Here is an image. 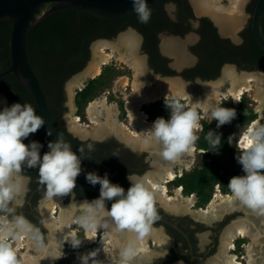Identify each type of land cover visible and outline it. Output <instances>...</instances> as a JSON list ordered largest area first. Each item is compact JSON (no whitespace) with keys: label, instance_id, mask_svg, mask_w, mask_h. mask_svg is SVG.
<instances>
[{"label":"bare ground","instance_id":"bare-ground-1","mask_svg":"<svg viewBox=\"0 0 264 264\" xmlns=\"http://www.w3.org/2000/svg\"><path fill=\"white\" fill-rule=\"evenodd\" d=\"M244 0H228V5L222 4V0H192L197 13L210 15L220 27L222 33H230L238 29L241 23V6ZM172 43L164 40L163 50L172 52ZM138 40L131 34L126 33L114 42H98L93 48V58L90 64L74 81L70 82L68 91L70 98L74 92L80 91L88 79H95L100 75L101 69L111 62L123 65L122 70H129L131 77L126 75L116 76L110 86V93L122 102L125 112V122L118 121V105L116 102H108L107 93L89 100L85 107V118L88 125L82 124L80 119L70 113L67 116V125L70 131L82 137L92 135L102 137L111 132L119 135L132 145L142 149H150L156 152V146L145 148L138 133L149 130L154 120L147 118L142 110L144 106H150L161 100L180 99L183 104L189 105L192 100L203 101L210 94L211 89L226 91L225 96L217 99L231 100L233 104L239 103L245 94L258 103V108L264 104V78L259 75L241 73L237 74L231 67H225L217 81L204 82L197 85H188L176 80H155L147 75L142 58L137 56ZM173 53V52H172ZM176 56V65L186 62L180 54ZM129 87V91H127ZM84 88V87H83ZM4 103L0 99V105ZM120 113V112H119ZM199 127L194 130L197 132ZM257 127L252 121L240 134L237 147L240 152L247 150L245 137L249 129ZM196 149L192 144L189 153L182 155L180 161H164L159 156L154 159V172L146 174L149 186L155 193V201L162 207L174 214H191L194 218L210 223L220 218L224 213L241 209L246 213V219L234 222L226 229L222 238L219 253L211 258L208 264H264V211L253 210L232 199L231 193L214 191L209 202L204 208H195L194 197L182 194L179 186L172 189L173 195L167 194V184L175 180L181 172H189L193 166ZM152 184L155 187H152ZM21 193L11 201L4 203L13 206L19 202ZM84 202L71 203L65 207L59 195L46 196L40 204V210L44 218V225L49 230L48 245L43 246L36 236L35 230L28 224L21 226L16 218L11 216L1 218L0 235H6L5 242L9 244L17 254L20 264H56L65 248L73 247L79 229L83 233V241L71 254L74 255L76 264H84L82 258L87 257L85 264H121V252L125 245L133 248L134 254L127 259L126 264H146L153 257L163 254L170 245L169 240L162 230L151 227V230L142 238L137 239L135 234L127 230L116 232L110 218L107 227H100L98 231L86 229L80 222L85 213ZM237 239H247L244 244V255L236 256L231 250ZM98 240L104 241L103 247L96 253L92 252L91 246ZM72 241V242H71ZM151 243V245H150ZM93 253V256L90 254ZM62 256V255H61ZM243 263H242V262Z\"/></svg>","mask_w":264,"mask_h":264},{"label":"clouds","instance_id":"clouds-1","mask_svg":"<svg viewBox=\"0 0 264 264\" xmlns=\"http://www.w3.org/2000/svg\"><path fill=\"white\" fill-rule=\"evenodd\" d=\"M132 8L140 23L149 21L151 10L146 0H132ZM226 94V91L211 89L203 101L193 103L191 100L189 105H185L175 100L167 104L169 118L158 117L149 130L138 133L145 148L156 146V154L162 160L180 161L183 154L190 152L197 139L194 130L201 120H215L216 127L220 128L235 118V109L224 107L226 100L217 99ZM44 124L43 117L29 103L17 102L0 109V202L14 200L24 190L29 178L20 176L22 165L38 168L39 180L46 186L49 197L71 193L75 188L76 178L82 171L81 158L68 142L58 138L49 141V150L42 156L44 145L39 141L23 142ZM46 135L51 133L46 132ZM207 139L212 145H219L221 134L209 130ZM245 139L247 150L237 157L244 174L230 178L227 186L233 200L250 209L264 211V125L249 129ZM126 178L130 186L125 191L122 186L110 181L108 173L103 176L95 172L85 174L89 184L100 186L99 197L83 203L86 211L80 222L86 229L98 231L100 227H107V220L103 225L101 220L110 218L114 231L127 230L134 233L137 239L151 230L157 219V211L155 193L149 186L148 176L128 173ZM152 187L155 185L152 184ZM106 201H113L110 208H106ZM25 223L23 218L18 220L21 226ZM6 235H0V264H20L14 249L5 242ZM79 244L72 242L73 247ZM133 254L131 243L125 245L121 252V264H126ZM90 255L93 256V253ZM86 258H82L84 264ZM178 264H183V261Z\"/></svg>","mask_w":264,"mask_h":264},{"label":"flooded vegetation","instance_id":"flooded-vegetation-1","mask_svg":"<svg viewBox=\"0 0 264 264\" xmlns=\"http://www.w3.org/2000/svg\"><path fill=\"white\" fill-rule=\"evenodd\" d=\"M255 1L256 0H244L245 4L243 12H246L248 16L246 17L244 23H242V19L240 28L232 30L230 33H222L220 27L210 15L197 13L192 0L161 1L165 19H163L164 21L157 20L156 22H163L164 24L166 21L167 25L163 29H159L155 25H151V29L149 30V35L147 34V37L138 31L133 25H128L123 30L116 31L120 27L119 21L114 20L113 18L102 20L104 22H102L101 28L98 30L99 37L92 40L89 45V56L91 45L95 43L97 44L98 42H110L117 35H120L121 37L126 33H131L138 40L137 56L139 57V54H141L142 56L140 58H142V60L144 59L143 65H146L147 68L152 71L153 69L149 64L152 61V58L158 56L159 58L165 60L164 65H166V68L171 70L174 75H179L186 81L193 82L195 79H200L203 73L212 74L215 71H218L219 76L222 74L221 70L225 66H231L237 72L242 70L254 71L264 75V52L255 42L251 31V14L254 9ZM196 14H199V16ZM261 26L264 35V17ZM162 34L168 37H178L183 40L187 38V52L184 54L180 53L177 49H175V44L172 41L170 42L173 45V53L165 52L163 50V42L166 39L161 37ZM146 47H149L153 52L155 51L152 54V57L148 50H146ZM177 54H180V56L182 55L186 59V62L182 63L183 66L181 67V71L179 73H176L171 67L173 61L174 63L176 61L175 55ZM120 68L122 69L123 67ZM74 75L70 76L62 83V87L60 90L55 92L53 97L57 102V106L59 105L61 109H63L62 113L67 110L69 105L76 106L75 100L79 91L76 90L73 97L70 98L69 91L65 86L66 82ZM88 83L89 81L86 82V85ZM5 85V82L0 84V99L4 100V103L0 105V109L6 105L10 106L15 103L9 100V97L5 92ZM109 91H107V95L109 94ZM112 99L118 100L113 94ZM115 102L118 105L119 100L118 102ZM147 107L148 106H144L143 108ZM118 109V121L125 122L126 114L123 110V105L120 104ZM62 113H58L59 115H55L54 117L56 123L60 125L59 128L62 136L68 141L74 152L84 156L80 157L82 171L76 178L77 182L92 186L85 179V174L87 172H95L100 176L108 173L110 181L114 184H119L126 191L130 186L129 181L126 178L128 173L144 176L149 170L156 169L153 165L156 154L155 151L153 152L150 149H142L139 146L132 145L113 132L102 137H93L92 135L82 137L73 133L64 125L63 120L61 119ZM261 114L262 116L264 115V104L261 109ZM147 118L151 120L148 113ZM85 121L87 122V120ZM259 125H262L261 120ZM38 132L41 134L39 135L40 137L38 140L44 145L41 149L42 156L46 152L47 138L43 128H40ZM29 138L25 144L28 143ZM20 173H22L24 177L29 178L27 180L28 190L25 195L23 209L26 213H31L33 210L37 212L35 206L36 203L33 204V200L39 195L41 197L43 192L46 190V186L39 180L38 168H27L22 165ZM170 185L173 186V184ZM95 187L100 186L97 184ZM168 192L171 193L172 189H169ZM68 194H71L72 197H76L77 199L86 200L87 202L93 201L89 196L76 193L74 189ZM40 197L36 198L37 200L35 201L37 202ZM110 207L111 206L106 204V208ZM155 207L158 215L174 223L178 228L177 230L155 220L158 222L157 225H160L164 232L169 235L172 243L174 244L166 256L161 258L158 262L162 264H169L177 261H183V264H206L209 262V260L214 257L218 246H221L222 238L226 229H228L235 222L233 217H235L238 210L235 209L230 213H224L220 218L210 223H205L201 220L194 221L191 217L186 218L189 223H184L182 222L184 218H175L170 216L168 214L169 211H167L164 206L162 207L158 201H155ZM246 240L247 239H237L234 243V249L231 250L232 253L241 257L239 254L244 251V243Z\"/></svg>","mask_w":264,"mask_h":264},{"label":"trees","instance_id":"trees-1","mask_svg":"<svg viewBox=\"0 0 264 264\" xmlns=\"http://www.w3.org/2000/svg\"><path fill=\"white\" fill-rule=\"evenodd\" d=\"M161 4L162 2H159L149 6L151 17L147 23H140L135 12L126 16L114 17L113 19L119 21L120 24V27L116 31H121L128 25H133L147 37L151 25L163 29L167 25L166 21L164 24L163 22H156L157 20L165 19ZM102 22L104 21L96 19L85 12L77 13L75 10H66L53 13L46 17L41 22L34 25L28 32L25 44L26 54L29 58V64L38 78L48 101L51 119L56 138L58 139L67 141L60 132V125H58L54 119L55 115L58 116L62 113L63 109H61L59 105L57 106V102L53 97L55 92L60 90L62 83L66 79L80 72L86 65L89 58V45L92 40L99 37L98 30H100ZM9 35V22L0 20V72L4 71L9 65ZM146 50H148L152 57L155 51H151L149 47H146ZM164 64L165 60L157 56L152 58L149 65L154 72L160 73L162 76H173L174 73L166 68ZM99 76L89 81V83L78 92V108H80L81 104L84 105V103L93 96L92 85ZM217 76L218 71L212 74L203 73L200 79L213 80ZM4 82L6 83L5 92L11 102H19L21 104L29 103L38 114L32 97L23 85L18 83L9 74L0 77V84ZM175 100L166 99L164 102H174ZM249 103L245 94L241 97L237 107L239 114L237 119L245 125L250 124L256 119V114L248 106ZM146 112L150 118L154 117V114L149 109H146ZM209 130L217 132V127L204 123L201 133L197 137L195 143L196 148L203 151L202 157L206 161L199 169H193L191 172L181 175L172 183L175 186H181L185 194H194L197 198L196 206L199 208L209 201V191L214 184L219 185L222 193H229L230 189L227 185L230 178L243 175L241 169L223 170L222 152L224 150V144L221 140L219 145H212L207 139V132ZM39 135L41 134L38 132L33 140L39 141ZM28 138L23 142L26 143ZM74 191L78 194L89 196L92 200L99 197V195L95 193ZM38 197H40V195ZM36 198L33 200V204L36 203ZM112 202L113 201H106V204L111 206ZM26 217L36 227L40 228L39 216L35 210L31 213H27ZM154 224H158V222L155 221Z\"/></svg>","mask_w":264,"mask_h":264},{"label":"water","instance_id":"water-1","mask_svg":"<svg viewBox=\"0 0 264 264\" xmlns=\"http://www.w3.org/2000/svg\"><path fill=\"white\" fill-rule=\"evenodd\" d=\"M161 1L164 0H146V3L148 6H151ZM66 10H75L77 13L85 12L88 15L99 20H107L117 16H126L134 12L132 8V0H0V20L8 21L10 26V35L8 39L9 65L4 71L0 72V77L5 74H9L18 83L23 85L25 89L28 91L37 108L38 115H41L45 120V124L41 128L45 130V133L46 132L51 133V135H46L47 144L49 141L56 140V134L51 119L50 107L48 101L46 99V96L43 92V89L41 87L38 78L36 77L35 73L33 72L29 64V58L26 54L25 44H26V38L28 32L34 25L41 22L43 19L52 15L53 13L66 11ZM263 17H264V0H256L254 9L251 14V31L255 42L257 43L259 48L264 52V35L261 26ZM161 37L163 39L172 41L175 44L176 47L175 49H177L180 53L184 54L185 52H187L186 49L187 38L183 40L178 37L177 38L170 36L168 37L163 34L161 35ZM182 66L183 64L179 66L176 65L174 61L171 65V67L174 69L176 73H179L181 71ZM144 68L147 75H149V77H152L155 80L173 79L180 83L188 84V85H197L200 83L211 82L218 79L216 78L213 80H205V81L200 79H195L192 82V81L183 80L179 75L162 76L148 69L146 65H144ZM84 69L85 68H83L80 72L76 73V75H79ZM234 71L237 74H239V72H237L235 69ZM241 73L259 75L264 78V75L259 72L240 71V74ZM84 86L85 84L83 85V87ZM262 107L263 105H261V108ZM260 120L262 121V125H264V115L262 116L261 113H259L258 118L254 120L257 123V126L260 124ZM36 133L30 135L29 141L33 140ZM47 144H46V152L49 150ZM77 155L79 157H84L82 154L79 153H77ZM155 158H157L156 155L154 159ZM99 189L100 187L85 185L77 181H76V186L74 188V190H78L81 192L95 193V194H100ZM230 212L231 211H228L226 213H230ZM189 215L194 221L199 220L194 218L191 214ZM156 220L162 224H165L167 226H170L178 230V228L174 223L162 218L158 214ZM26 222L29 224L28 221Z\"/></svg>","mask_w":264,"mask_h":264},{"label":"rangeland","instance_id":"rangeland-1","mask_svg":"<svg viewBox=\"0 0 264 264\" xmlns=\"http://www.w3.org/2000/svg\"><path fill=\"white\" fill-rule=\"evenodd\" d=\"M223 4L225 6H227L228 5V1L223 0ZM244 4H245V2L241 6V11H242L241 18L243 19L242 23H244V21L246 20V17L248 16L246 12L245 13L243 12L244 11ZM196 15L199 16V14H196ZM240 27H241V25H240ZM240 27H238V28H240ZM119 37H120V35L115 36L110 42H116L119 39ZM95 44L91 45L90 56L88 58V61H87L86 65L84 66V68H86L90 64V62L92 61V58H93L92 48H93V46ZM139 55H140L139 57L142 56L141 54H139ZM120 67H123V65H121L118 62H114L113 61L109 65H107V66H105V67H103L101 69V74H100L101 76H99V78H97V80H95L93 85H92L93 96L89 100H91V99H93L95 97H98L99 95H102L105 92L107 93V91H109V89H110V86H111V83H112L111 81H113V79L116 76L123 74V75H126L128 78L131 77L130 76V71L122 70ZM223 69L221 70V72H223ZM242 71H244V70H242ZM238 72L240 74V71H238ZM248 72H254V71H248ZM80 74L79 75H74L69 81L66 82L65 86H66L67 89L69 87L70 82L74 81L78 76H80ZM220 76H221V74L217 78L219 79ZM218 79H216L215 81H217ZM91 80L92 79H89V80L85 81V85H86V82L91 81ZM127 91H129V87H127ZM107 96H108V102H115V101L118 102V100L112 99V94L110 93V91H109V94ZM246 99L250 102L248 104V106L256 114V119H257L258 116H259V113H261V109L262 108L259 109L257 107L258 103L253 101V99H251V97L248 96V94H246ZM88 101H86V103H84V105L81 104L80 108H78V106H77V96H76V100H75L76 106L69 105L67 110L64 113H62V115H61V119L63 120V123H64V125L66 127H68V125H67V116L70 113H72L73 116L78 117L82 124H85V125L89 124L88 121L86 122L85 121L86 119L84 118L85 107H86V104H87ZM164 101L165 100H161V101H159V102H157L155 104H152V105L148 106L147 108H143L142 110H144V112H146V109H149L154 114V117L151 118V120H154L157 117H163V118H165L167 120L169 118V116H170V110L167 107V104H172L173 102H164ZM179 102L183 103L182 100H180ZM120 104L122 105V102L119 101L118 102V106ZM223 106L227 107V108L235 109V111H236V116L230 123H227L225 125H222L220 128H217V132L219 134H221V140H222V142L224 144V150L222 152L223 170L224 171L225 170H229V169H241L242 170L241 165L237 161V157L241 153L240 150L237 147V140H238L240 134L247 128V126L249 124L245 125L244 123L240 122L237 119V116L239 115L238 114V110H237L238 103L237 104H233L231 102V100L228 99V100L224 101ZM146 115H147V113H146ZM204 123L213 125L214 127L216 126V121L215 120H213L211 122L210 121H202L201 125H200V130H198L197 132H194V134L197 137L200 135ZM196 140L194 141L193 145H194L197 153H196L195 159H194L193 164H192L193 166L191 167V170L189 172H191L193 169H199L200 166L206 161L202 157L203 151L201 149L196 148V146H195ZM154 171H155V169L149 170L146 174H148L149 172H154ZM189 172H181L180 176L183 175V174L189 173ZM20 176L24 177L22 175V173H20ZM175 180H173V181H171V183L167 184V189L168 190L169 189H174L175 185H173L174 186L173 187L170 184H172ZM214 185L212 186V189L209 191L210 192V198H211V196L213 195V192H214ZM179 187H181V186H179ZM27 190H28V188H27V182H26L25 188L21 192L20 201L14 203L13 206H10V205L7 206L3 202H0V227H1V218L7 217L8 215L11 216L12 218H16V219L23 218L24 221L26 220V221L29 222V224H31L30 226L35 230L36 236L40 239L42 245L43 246H47L48 245V237H49V233L50 232L44 226V223H43L44 222V218H43V215H42L41 210H40V204L47 196L46 190L43 192V194L41 195V197L39 198V200L36 202V205H35L36 209H37L38 216H39L40 228L36 227L34 224H32L27 219V217H26L27 213L23 209V206H24V203H25V195H26ZM219 190H220V187H219ZM229 193H231V192H229ZM167 194L168 195H173L172 193H169L168 191H167ZM182 194L185 195V196H189V197H191L190 195H193L194 200L197 201V198H196V196L194 194H185L184 192H182ZM59 196L61 198L62 204L65 207L70 206L71 203L85 202L86 201V200L77 199L76 197H72L71 194H64V195H59ZM194 205H195V208H199V207L196 206V202H195ZM206 205L207 204H205L201 208H204ZM168 214L170 216H172V217H175V218H179V217L184 218L182 220V222H184V223H189V221L186 218L191 217L189 214H182V213L181 214L180 213L174 214V213L169 212ZM245 219H246V213L243 212V211H240V210H237L235 217H233V220L235 222L241 221V220H245ZM152 226L155 229H157V230H162V232L165 235V237H167V239L169 240L170 245L168 246L167 250L163 254H160V255H157V256L153 257L152 260L150 262L146 263V264H162V263H158V262L160 261L161 258L166 256V254L171 250V248L173 247L174 244L172 243L171 238L169 237V235H167V233L164 232L163 228L160 225L153 224ZM77 235H78V237H77L75 243L79 242L80 244L78 246H76V247H71L70 249L69 248H65L63 250V252H62V256L58 259L56 264H76L74 255H72L71 253L74 252L76 249H78L79 246H81V243H82L83 238H84L83 233H82V231L80 229H79V232H78ZM247 241L248 240H246L245 243H247ZM103 245H104V241H102V240H98L97 242L93 243V245L91 246L92 252H94V253L98 252L103 247ZM150 245H151V243H150ZM219 248H220V245L218 246V249L215 252L214 257L219 253V250H220ZM239 255L243 256L244 255V251L241 252ZM169 264H178V261L177 262H173V263H169ZM206 264H208V262Z\"/></svg>","mask_w":264,"mask_h":264},{"label":"built area","instance_id":"built-area-1","mask_svg":"<svg viewBox=\"0 0 264 264\" xmlns=\"http://www.w3.org/2000/svg\"><path fill=\"white\" fill-rule=\"evenodd\" d=\"M179 176H180V175H179ZM179 176H178V177H179ZM216 190H219V185H218V184H215V185H214V191H216ZM213 194H214V193H213ZM190 196H193V195H190ZM195 202H196V201H195Z\"/></svg>","mask_w":264,"mask_h":264}]
</instances>
